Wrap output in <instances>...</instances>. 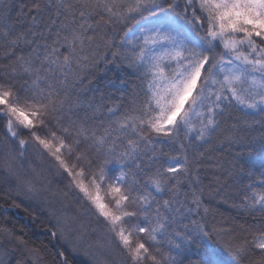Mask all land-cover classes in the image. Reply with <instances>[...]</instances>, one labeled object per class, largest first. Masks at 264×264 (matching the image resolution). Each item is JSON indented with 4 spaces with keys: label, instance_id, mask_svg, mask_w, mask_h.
Listing matches in <instances>:
<instances>
[{
    "label": "snow or ice",
    "instance_id": "1",
    "mask_svg": "<svg viewBox=\"0 0 264 264\" xmlns=\"http://www.w3.org/2000/svg\"><path fill=\"white\" fill-rule=\"evenodd\" d=\"M24 8L15 20L0 16L8 61L0 173L18 194L46 197L58 247L89 264H264V0H31ZM100 62L123 64L138 81L111 107L76 91ZM180 133L181 158L162 160L153 134L175 142ZM223 144L239 151L215 157ZM207 161L218 194L250 181L234 205L249 220L208 231ZM52 169L65 188L53 189ZM69 197L96 227L50 202ZM0 249V264H69L64 250L49 258L7 227Z\"/></svg>",
    "mask_w": 264,
    "mask_h": 264
},
{
    "label": "trees",
    "instance_id": "2",
    "mask_svg": "<svg viewBox=\"0 0 264 264\" xmlns=\"http://www.w3.org/2000/svg\"><path fill=\"white\" fill-rule=\"evenodd\" d=\"M7 3L10 5V9L5 10L3 5ZM25 5L24 11L27 12L31 7V0H0V16H3L5 11H10L13 20L17 17L18 9L20 4ZM22 19H24L22 17ZM135 22H130L134 24ZM18 29L21 27H27V23L18 25ZM123 35V32L120 33ZM111 60V57L109 56ZM8 61L0 60V77L5 74L3 65ZM135 76L130 75V70L127 69L123 64L117 62L104 63L100 62L97 68H94L85 73L82 79V83L77 86V93L80 98L87 101L95 98L96 103H103L104 105L111 107L121 100V93L130 91L133 85L137 84ZM75 99V95L73 97ZM126 98V97H125ZM83 112H81V115ZM233 115L238 113L233 109ZM75 118V117H73ZM5 121H0V140L3 139V133L6 129L3 127ZM225 125H222L224 127ZM153 138L162 141L156 143L155 147L158 151L162 150L163 154L161 159L166 160L170 157L181 158L178 156L179 146L181 140H183V133H180V140L175 142H169L167 137H156L153 134ZM214 143H216L214 141ZM209 147L205 145L200 151H204L205 148ZM219 151L213 153L217 158H226L229 155L239 151V148L233 146L231 149L228 148L227 144L222 146L218 145ZM29 154H32V148L29 147ZM35 160V157H33ZM214 161H207L206 166L201 168V176L203 184L205 186L202 194V203L209 209L207 215L208 231L212 230V226H235L236 224L244 223L249 220L248 217L241 213V210L235 207L241 199V195L238 194V190L242 188L244 184H248L250 181L245 178L242 183L237 180L230 182L231 186L227 188H221L219 194L217 193L216 185L210 184L212 179V173L216 172V168L213 166ZM47 167L45 163V168ZM112 168V174L115 176L120 175L119 165L113 163L109 165ZM45 175L52 180L53 189H63L68 184L67 179H63L55 176V169L49 173L45 171ZM259 170L252 174L253 180H258ZM14 180L9 178L7 181L2 173H0V227H7L14 229L17 235L22 236L23 239L28 241L30 246H35L43 249L44 253L51 257L54 251L64 250L66 252L69 264H89V261L83 253H74L70 248L65 246L64 249H60L57 245L55 238L51 237L46 222L49 217V208L46 204L42 203L46 199L45 196L41 195L38 199H29L23 193L18 194V189L14 186ZM107 185H105L106 190ZM102 195L104 191L102 190ZM58 210V212H66L68 215L77 214L80 218V222L87 229L96 227V220L89 214L80 215L81 209L79 204L73 197L67 198L63 205L50 201ZM20 204L21 207H13V204ZM27 209V211L25 210ZM201 209V215H203ZM33 216L36 217L34 222ZM99 232V229H97ZM217 246H219L217 244ZM3 249H0V255H2ZM19 255V253H16ZM15 264V261H13ZM184 264H189L188 259H184Z\"/></svg>",
    "mask_w": 264,
    "mask_h": 264
}]
</instances>
